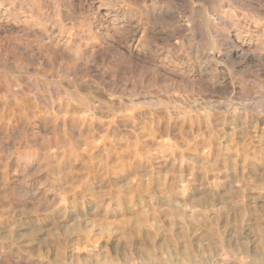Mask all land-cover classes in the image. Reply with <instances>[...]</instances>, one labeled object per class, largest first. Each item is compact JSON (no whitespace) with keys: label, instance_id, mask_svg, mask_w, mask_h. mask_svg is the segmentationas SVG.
<instances>
[{"label":"rangeland","instance_id":"374dc122","mask_svg":"<svg viewBox=\"0 0 264 264\" xmlns=\"http://www.w3.org/2000/svg\"><path fill=\"white\" fill-rule=\"evenodd\" d=\"M0 264H264V0H0Z\"/></svg>","mask_w":264,"mask_h":264}]
</instances>
